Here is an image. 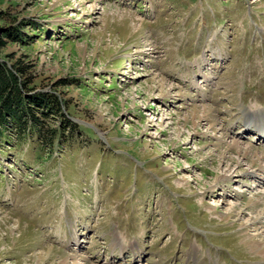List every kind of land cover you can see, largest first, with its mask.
Returning <instances> with one entry per match:
<instances>
[{
  "label": "rangeland",
  "instance_id": "374dc122",
  "mask_svg": "<svg viewBox=\"0 0 264 264\" xmlns=\"http://www.w3.org/2000/svg\"><path fill=\"white\" fill-rule=\"evenodd\" d=\"M11 26L0 58L76 129L0 130V264H264V139L237 132L264 112V0H0Z\"/></svg>",
  "mask_w": 264,
  "mask_h": 264
},
{
  "label": "trees",
  "instance_id": "16d2710c",
  "mask_svg": "<svg viewBox=\"0 0 264 264\" xmlns=\"http://www.w3.org/2000/svg\"><path fill=\"white\" fill-rule=\"evenodd\" d=\"M2 37L13 41L22 38L19 29L13 26L0 31V46L4 44ZM28 68L29 64L20 59L7 63L0 58V130L14 129L17 138L23 137L28 130L37 135L41 145L50 146L60 137L61 128L73 132L76 125L62 117L63 101L55 94L45 91L33 92L30 85L32 80L27 73ZM36 112L41 113L43 118L48 114L59 115L62 117L61 128L60 125L51 127Z\"/></svg>",
  "mask_w": 264,
  "mask_h": 264
},
{
  "label": "bare ground",
  "instance_id": "6f19581e",
  "mask_svg": "<svg viewBox=\"0 0 264 264\" xmlns=\"http://www.w3.org/2000/svg\"><path fill=\"white\" fill-rule=\"evenodd\" d=\"M209 110H210L209 108H204L202 110V112L200 113L199 109H195L193 114L195 116L205 118L207 113L209 112ZM244 113H245L244 115L247 119L245 121H243L244 124L242 125V127H240L238 129L237 132L241 133V134L242 133H250L249 131L255 129V131L259 135V140L262 141V139H264V112L261 109H259V110H249L248 112L245 111ZM250 127H252V128H250ZM241 128H243V130ZM249 128L251 130H248ZM231 145L233 146L234 149H236V152L238 155L243 156V157H249L250 156L251 147L243 146V144L239 141L231 142ZM263 156L264 155L260 156L259 154H255V159L259 161ZM236 164H237V162H236ZM238 165H239V163H238ZM258 168L263 170V166H261V165ZM231 171H232V168L230 167V165H227V169L225 171H223V173L217 175V179L218 180L222 179L223 181H225V179H227L229 176L231 178L232 177V175L230 174ZM258 203H259V201L252 200V204L254 206ZM260 214H261V216H257L256 218L251 219L252 225H256L257 223L261 222V219H263V217H264V209L260 212ZM16 224L18 225V229L20 230V233L21 234L25 233L27 226H24L19 221H16ZM120 244H123V243H121V241H120ZM253 244L255 245L256 248H254V246L250 243V245L255 250L258 249L259 252L264 253V242L263 241L253 240ZM52 251H53V248L49 249V250L45 249L44 252H41L39 254V259H47L50 256ZM59 264H67V259L61 260L59 262Z\"/></svg>",
  "mask_w": 264,
  "mask_h": 264
}]
</instances>
